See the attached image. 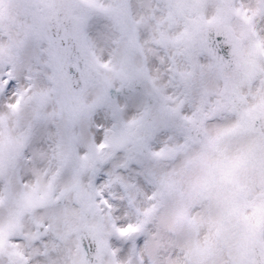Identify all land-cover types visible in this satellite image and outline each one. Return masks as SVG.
Masks as SVG:
<instances>
[{"label": "snow or ice", "instance_id": "snow-or-ice-1", "mask_svg": "<svg viewBox=\"0 0 264 264\" xmlns=\"http://www.w3.org/2000/svg\"><path fill=\"white\" fill-rule=\"evenodd\" d=\"M0 264H264V0H0Z\"/></svg>", "mask_w": 264, "mask_h": 264}]
</instances>
